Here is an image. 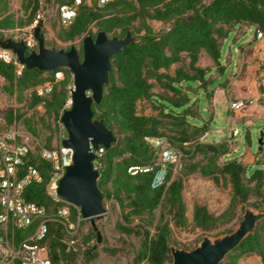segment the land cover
<instances>
[{
	"label": "trees",
	"instance_id": "16d2710c",
	"mask_svg": "<svg viewBox=\"0 0 264 264\" xmlns=\"http://www.w3.org/2000/svg\"><path fill=\"white\" fill-rule=\"evenodd\" d=\"M75 2L22 0L23 13L16 15L12 11V0H0V38L5 37L7 29L29 26L41 10L55 7L56 13L47 11L46 15L52 19L56 37L63 41L81 38V53L83 38L88 33L94 36L97 33H93L94 26L97 31L105 29L109 34L114 32L120 36L132 30L138 36L139 41L129 43L112 56L110 80L104 87L103 99L94 104L95 117L103 119L117 136V140L105 146L103 153L97 156L98 183L104 196L113 197L120 205L117 228L140 238L134 249L133 264L172 261V225L167 215L173 214L177 225L189 224L184 190L189 177L198 171L219 185L229 186L232 195L228 207L218 214L206 203H195L194 225L213 228L228 220L239 203L243 210L247 204L264 209V166L228 156L231 150L227 141L203 139L207 125L193 122L200 116V90L210 97L213 95V67L224 73L223 48L230 33L241 25L264 29V0H111L103 6L81 0L73 20L68 25L58 26L61 6ZM151 21L160 22L161 28L155 30ZM203 51L213 59L212 65L199 62ZM57 69L65 71V78L57 79L55 70L26 66L18 73L14 62L0 59V90L15 95L22 103L1 114L2 128L23 123L32 134L39 136L46 127L49 134L44 145L54 146L73 78L69 67ZM47 81L52 82L53 89L45 95L39 94L36 88ZM142 101L149 103V112L139 108ZM157 136L167 137L181 152V166L174 177L170 170L166 182L154 187L152 170L139 168L131 172L130 168L153 161V145L147 137ZM198 154H202V158L196 159ZM30 163L40 169L43 179L26 186L23 195L29 201L46 205L55 214L60 202L53 200L46 190L51 165L34 149L25 156V165ZM66 203L71 208V220L78 224L83 221L79 208ZM95 228L92 225V232L98 237ZM34 229L35 224L18 227L11 219L7 236L16 245ZM68 232L58 218L50 220L45 243L53 264H66L76 254L75 246L68 247L66 242ZM4 234L0 224V235ZM132 246L136 244L132 242ZM104 248L112 254L123 250L119 246ZM95 254L93 247L86 253L89 258ZM250 255L259 256L264 264V218L255 232L229 252L220 264H238L240 258Z\"/></svg>",
	"mask_w": 264,
	"mask_h": 264
},
{
	"label": "water",
	"instance_id": "95a60500",
	"mask_svg": "<svg viewBox=\"0 0 264 264\" xmlns=\"http://www.w3.org/2000/svg\"><path fill=\"white\" fill-rule=\"evenodd\" d=\"M44 22V17H40L33 27L37 46H30L26 37L18 38L13 34L0 38V46L13 49L28 68L55 70L66 66L72 70L75 89L71 94L70 106L61 114V121L67 132L62 144L73 148L74 157L60 179L58 193L79 208L82 218H89L97 227V220L108 213V208L98 183L100 170L93 148L100 145L109 147L117 140V136L103 119L95 117L94 104H99L103 99L104 87L110 80L112 56L129 43L139 41V38L132 30L120 36L100 29L95 36L88 33L83 38L81 53L76 44L69 48L47 45ZM259 142L262 149L264 130L261 131ZM263 218L264 209L247 205L243 217L233 230L218 235L205 234L193 248L170 244V264H220L229 252L255 232ZM100 241L102 234L98 230Z\"/></svg>",
	"mask_w": 264,
	"mask_h": 264
},
{
	"label": "rangeland",
	"instance_id": "374dc122",
	"mask_svg": "<svg viewBox=\"0 0 264 264\" xmlns=\"http://www.w3.org/2000/svg\"><path fill=\"white\" fill-rule=\"evenodd\" d=\"M12 11L16 15H20L23 13L22 0H12ZM47 11L56 13L57 10L56 7L46 8L45 10H41L40 12V17H44L45 19L44 25L46 27V40L49 41V44L47 45L69 48L71 45L76 44L77 47H80L81 38H77L72 41H63L56 37V29L52 26V19H50V17L46 15ZM61 23L65 24L62 18L58 17V26ZM34 25L35 22H33V24L29 26H25L22 29H7L5 31V36L11 34L15 35L18 38L24 36L30 40L33 46L37 45V40L35 37H33ZM151 25L155 30H159L162 26V24L157 21H151ZM234 31H232L228 37L225 45V50L227 51V49L231 47L235 62L237 57L235 46L239 45L240 42L246 40V38H248L249 36H252L255 31L253 29L248 30L243 34L242 37L238 38V40H234L236 35ZM96 32L97 27L94 26L93 33ZM113 33L114 32H111V35H113ZM140 33L141 32H139L138 34ZM258 43L259 42L257 40H254L250 45L247 42L246 44L249 49L243 46L244 50L240 49V52L246 53V56H254V54L257 55L259 52L258 46L261 47L262 45V43L261 45H257ZM204 52L205 51L201 53L199 62L203 65H207V56ZM240 52L238 54H241ZM172 66V68H174L175 65ZM238 71H240L239 68H237L236 72ZM217 73H219V70L216 67H213L211 77L214 78V75ZM211 86H214V84H211ZM158 89L161 90L160 87H158ZM259 91L260 87L258 86V92ZM237 95L241 97L249 96L248 94H234V96ZM211 97L204 91L200 90L198 98V100H200L198 102L200 105V116L193 119V122L195 123H197L199 119L202 125H207V131H209V134L203 137V139L210 141H217L218 139L227 141L231 150L228 156L237 157L250 151L253 154L257 155L260 159H257L250 163L256 164L258 166H264V143L262 144L263 148L260 149L261 144L259 142L261 131L264 130V128L262 129V126H264V118H262L264 116V105L258 102L255 103L254 106H252L253 104H251L246 108L244 107L243 109L238 110V112L235 111V113L237 112L238 116L236 117V120H233L229 115L230 97H228L227 93L219 95L218 98L214 101L213 107L210 106L212 105L209 101ZM21 104L22 103L19 102L18 98L15 95H10L5 91L0 90V116L6 110L12 107L19 106ZM205 106H207V109H205ZM139 108L147 112L151 110L149 107V103L144 101L139 103ZM211 108L214 109V115L211 111ZM18 125L21 126L30 136V143L34 146L35 151L38 152L40 146L44 145L47 142L49 130L46 127L42 128L41 134L39 136H35L23 123H19ZM60 126L61 128L59 129L57 137L58 140L56 141V138L54 139V145L59 144L61 136L67 134L63 123L60 122ZM218 128H220V131L217 130ZM202 156V154H198L196 159H200L202 158ZM180 166L181 165H179L177 169L171 170L172 177L177 174ZM231 195V189L229 186L219 185L214 181L213 178L204 176L199 171L192 174L187 180L186 188L184 190L189 224L183 226L177 225L175 219L176 217L173 214L167 215L170 218V224L172 225L170 244H176L185 248H193L202 240L205 234L218 235L233 230L236 227L237 223L243 217L244 210L242 209L241 203L234 206L231 216L228 220L219 223L213 228L203 229L194 225L192 222L193 205L195 203H206L210 210L218 214L228 207L231 200ZM251 200L254 201L255 197H252ZM105 205L108 208V213L104 217L98 219L96 223L97 227L95 226L96 231L99 230L102 234V241L98 242V237L93 234V224L91 220L89 218H83L84 220L80 221L78 228L75 231L68 232L65 235L66 239H75L72 246H75L77 250L75 252V256L70 258L66 262V264H133L134 249H136L139 245L140 238L133 234L127 235L125 233H122L117 228L116 224L118 219L120 218L121 209L119 203L113 197H105ZM247 205H250L255 209H263V206L255 207L252 204ZM135 221H137V219ZM132 242L136 244V247L132 246ZM104 246H119L123 250H120L118 253L112 254L108 252L104 248ZM90 247H93L96 252L95 256L91 258L87 257L86 255L87 250ZM246 257L247 256L240 258L238 264H246ZM248 260V264H259V262L257 261L258 259H255V257H251Z\"/></svg>",
	"mask_w": 264,
	"mask_h": 264
},
{
	"label": "built area",
	"instance_id": "2783aa9c",
	"mask_svg": "<svg viewBox=\"0 0 264 264\" xmlns=\"http://www.w3.org/2000/svg\"><path fill=\"white\" fill-rule=\"evenodd\" d=\"M110 1L87 0L89 4L96 6H103ZM80 2L81 0H76L73 4L61 6V18L65 24H69L73 20ZM39 17L40 14L34 21L35 24ZM253 30L255 37L262 40L257 58V83L260 91H257L255 95L251 94L231 100L230 106L235 111L258 102L264 105V29L253 27ZM27 41L30 46H33L29 39ZM0 59L14 62L17 72L22 73L25 65L19 60L13 49L0 46ZM65 76L66 73L63 69H55L57 79H63ZM68 87L70 96L67 100V107L71 104V94L75 89L74 74ZM36 89L39 94L45 95L53 89V84L51 81H47ZM1 121L0 116V206L2 208L0 224L5 230V234L0 235V264H53L45 243L50 229V220L54 217L58 218L69 232L75 231L79 225L71 220V208L66 203L68 201L58 193L60 179L66 172L67 166L73 162L74 150L72 147L62 144L65 134L61 136L59 144L52 147L41 145L39 149L41 157L51 165L46 181L47 193L53 200L60 202L54 214L48 210L46 205L29 201L23 195L26 186L43 179V175L36 165L31 163L25 165V156L34 149L30 143V136L18 124L2 128ZM217 130L220 131V128ZM208 134L209 131H206L203 137ZM147 138L153 145V161L144 166H133L130 171L137 172L139 168L152 170L154 172L152 186L158 187L166 182L170 170L177 169L181 165V152L165 136ZM104 149V145L93 148L97 156L101 155ZM11 219L18 227L24 228L35 224L33 233L16 245L12 244L7 236V227ZM74 241V238L67 239L68 247H71Z\"/></svg>",
	"mask_w": 264,
	"mask_h": 264
},
{
	"label": "crops",
	"instance_id": "0c3cea01",
	"mask_svg": "<svg viewBox=\"0 0 264 264\" xmlns=\"http://www.w3.org/2000/svg\"><path fill=\"white\" fill-rule=\"evenodd\" d=\"M250 29H253V27H250L247 25H241V26L236 27L234 31L236 33L234 40H238V38L242 37L243 34ZM254 40H257L259 42L257 45H261L262 40L257 39L254 33L252 36H249L248 38H246V40L240 42L239 45L235 46V52L237 53L235 62H234V54L232 52L231 47H229L227 51L225 50L226 49L225 47L226 42H225L224 48H223V64L225 65V70H224V73L219 72L214 75V83H213L214 86H212V88H214V91H213L212 97L209 99L210 104H212L210 106L213 107L214 101L218 98L219 95H222L223 93H227L228 97H230L229 103L231 102V100L241 97L239 95L234 96V94H240V95L254 94L255 95L257 93L258 91L257 58L259 56V52L257 55L254 54V56L252 55L246 56V53L240 52V49L244 50L243 46L247 47V44H246L247 42L250 45L253 43ZM259 47L260 46H258V49H260ZM239 52L241 54H238ZM204 53H206V56H207V65H212L213 59L208 55L207 52H204ZM237 68H239L240 71L236 72ZM233 74H236V75H233ZM252 106H254V104ZM205 109H207V106H205ZM211 111L214 115V109L211 108ZM237 112L235 113V110H233L229 104V115L231 119L236 120V117L238 116ZM262 118H264V116ZM197 123L201 124V121H199L198 119ZM263 128L264 126H262V129ZM237 157L241 159L242 161H244L245 163H250V162H253L259 159L257 155L253 154L250 151L246 152L245 154H242L241 156H237ZM251 257H255V259H258L257 261L259 262V264H262L260 257L257 255L247 256L245 260L246 264L249 263L248 259H250Z\"/></svg>",
	"mask_w": 264,
	"mask_h": 264
}]
</instances>
